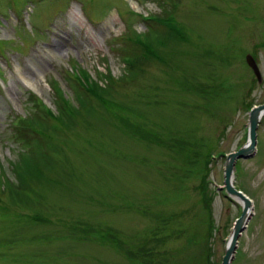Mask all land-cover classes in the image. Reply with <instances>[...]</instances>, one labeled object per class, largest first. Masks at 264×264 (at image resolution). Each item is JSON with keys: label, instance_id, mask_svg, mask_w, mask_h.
Instances as JSON below:
<instances>
[{"label": "rangeland", "instance_id": "rangeland-1", "mask_svg": "<svg viewBox=\"0 0 264 264\" xmlns=\"http://www.w3.org/2000/svg\"><path fill=\"white\" fill-rule=\"evenodd\" d=\"M126 36L162 59L128 70ZM261 103L264 0H0V264H221ZM233 177L232 264H264V115Z\"/></svg>", "mask_w": 264, "mask_h": 264}, {"label": "water", "instance_id": "water-1", "mask_svg": "<svg viewBox=\"0 0 264 264\" xmlns=\"http://www.w3.org/2000/svg\"><path fill=\"white\" fill-rule=\"evenodd\" d=\"M247 61L251 64V59L246 56ZM252 65V64H251ZM255 73L258 74L257 66L252 65ZM264 115V103L255 105L248 113V130L246 142L236 151L230 152L225 155L223 185L221 188L225 190L226 196L231 199L240 200L242 207L241 214L235 219L232 231L229 235L224 254L221 259V264H232L235 251L237 248L238 238L241 232L245 229L247 221L251 217L252 201L241 190L237 189L234 185L233 174L235 168V161L239 158H248L252 156L256 149L257 142V127L261 117Z\"/></svg>", "mask_w": 264, "mask_h": 264}, {"label": "trees", "instance_id": "trees-1", "mask_svg": "<svg viewBox=\"0 0 264 264\" xmlns=\"http://www.w3.org/2000/svg\"><path fill=\"white\" fill-rule=\"evenodd\" d=\"M147 19L156 20V22H159L161 25H164L167 28V34L170 36L171 33L175 34L177 31V27L173 26V22H171V19H158L151 16L145 17ZM178 32L179 29H178ZM126 39H128V48H126L125 54H123V61L126 65V68L130 71H143L145 68V64L150 60H161V54L153 53V49L150 46H144L139 39H133L131 36H126ZM138 45L140 47H138ZM137 51V54L135 52ZM75 75V73H74ZM77 75V74H76ZM74 76L75 81L81 86V89L84 91L86 97L89 98H95L98 101L105 102L104 96L100 95L94 87V85L88 81V77L83 75L84 77H77ZM116 79L113 76H109V80H106V84L112 85ZM39 102V101H38ZM43 107L46 110L45 104H42ZM47 111V110H46ZM49 111V110H48ZM47 111V112H48ZM23 119V117H21ZM18 121L15 122V125H17Z\"/></svg>", "mask_w": 264, "mask_h": 264}, {"label": "bare ground", "instance_id": "bare-ground-1", "mask_svg": "<svg viewBox=\"0 0 264 264\" xmlns=\"http://www.w3.org/2000/svg\"><path fill=\"white\" fill-rule=\"evenodd\" d=\"M235 162H236V161H235ZM237 201H238L239 203H241L240 200H237Z\"/></svg>", "mask_w": 264, "mask_h": 264}]
</instances>
